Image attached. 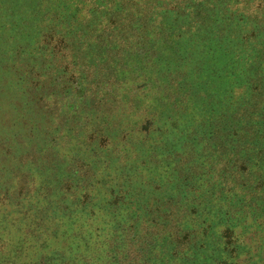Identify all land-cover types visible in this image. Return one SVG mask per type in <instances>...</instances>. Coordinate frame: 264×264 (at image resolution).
Instances as JSON below:
<instances>
[{
  "label": "rangeland",
  "instance_id": "rangeland-1",
  "mask_svg": "<svg viewBox=\"0 0 264 264\" xmlns=\"http://www.w3.org/2000/svg\"><path fill=\"white\" fill-rule=\"evenodd\" d=\"M87 1L94 5H83V0H62L56 5L54 0H0V264H37L42 256L64 253L69 255L68 264H118L117 259L125 255L124 245L108 234L103 223L112 224L113 216L102 219L107 214L102 182L119 176L137 183L134 196L143 185L149 193L151 181L144 169L160 156L135 145L144 136L137 131L149 134L152 127L162 129L153 152L161 149V155H166L174 144L176 149L170 151L181 153V158L185 153L193 155L192 141L201 142V147L206 139L202 134L220 120L217 113H210L211 105H216L217 75L208 77L207 88L190 92L187 81L171 71L157 80L137 79L139 55L130 50L115 59L117 68L109 66V71L120 74L116 89L96 98L91 90L102 76V62L108 59L102 42V15L107 10L96 0ZM60 15L67 21L61 23ZM62 40L70 43L64 57L56 53L62 48L55 42ZM126 62L130 67L123 73ZM71 75L76 77L74 84L67 81ZM220 80L229 82L223 74ZM231 84L228 89H236ZM219 93L222 100L216 103L223 105L227 98ZM257 132L264 147V124ZM258 150L259 146L250 145L243 160L255 157ZM228 157L222 159L229 162ZM201 161L209 162L212 171L218 167L217 154ZM166 162L162 160L163 170ZM197 199L207 209L192 222L201 223L206 215L212 219L214 213L217 221L215 200L203 195ZM128 207L133 213L128 225L141 228L148 225L156 205H138L130 197ZM220 227L222 231L224 223ZM152 237L141 250L144 263L174 264L167 244L160 246L159 239ZM256 239L261 242L264 235L257 233ZM213 243L218 251L201 249L195 264L226 258L223 244ZM246 248L227 263L264 264V253L254 256Z\"/></svg>",
  "mask_w": 264,
  "mask_h": 264
},
{
  "label": "trees",
  "instance_id": "trees-1",
  "mask_svg": "<svg viewBox=\"0 0 264 264\" xmlns=\"http://www.w3.org/2000/svg\"><path fill=\"white\" fill-rule=\"evenodd\" d=\"M54 1L55 5L62 2ZM96 1L107 10L104 11L107 15H102V42L108 55L102 62V76L96 79V87L91 90L96 98L116 89L120 74L117 75V70L109 71V66L117 68L116 60L127 50L139 55L135 65L137 79L157 80L171 71L187 81L189 92L207 88L209 83L206 81L210 76L217 75L218 81L213 85L216 105H211L210 113H217L220 120L217 126L209 125L213 131L209 129L202 134L206 139L201 147V142L192 141L193 155L185 153L186 157L178 158L181 153L170 151L176 149L174 144L169 145L168 154L161 155V149H157L156 154L152 145H157L156 134L162 129L152 127L149 134L143 129L137 131L144 136H139L135 145L144 152L150 148L151 154L160 156L144 169L145 178L151 181L148 194L143 185L137 189L139 195L134 196L132 188L137 183L121 180L119 176L103 180L102 205L107 214L102 215V219L113 216L112 224L107 220L103 223L108 234L120 238L119 242L124 245L122 254L125 255L123 259H117L118 264H145L140 257L141 250L152 236L156 241L159 239L160 246L167 244L174 264H195V258L200 260L198 251L201 249L218 251L213 248L215 240H218V246L223 244V252L227 250V253L225 259L213 264H228V258L242 256L246 247L254 256L264 253V240L258 242L256 239L257 233L264 235V147L257 135L258 126L264 124V0ZM82 3L94 5L87 0ZM58 19L61 23L67 21L62 15ZM65 26L70 32L68 25ZM113 39L117 40L116 44ZM55 43L62 48L56 53L64 57L63 52L70 43L63 40ZM79 62L77 64L81 66ZM124 64L123 73L127 66L130 67L128 62ZM222 74L229 81L227 84L220 80ZM75 80L76 77L71 75L67 81L74 84ZM228 83L229 86L233 83L231 86L236 89H228ZM219 91L227 98L223 105L216 103L217 99L222 100ZM167 117L162 115L160 118ZM217 129L225 134L221 136ZM159 137L164 138L163 135ZM220 137H227V140ZM252 144L259 146V150L255 157L245 161L243 152ZM214 154H217L218 167L212 171L209 162L205 163L201 158ZM227 154L229 162L222 159ZM164 159L167 162L163 170ZM109 183L112 184L110 187ZM198 195L215 200L217 221L214 213L212 219L206 215L201 223L192 222L207 209L198 203ZM130 197H135L138 205L150 202L156 205L155 212L147 219V226L128 225L133 215L128 207ZM132 232L135 235L130 239ZM64 254L42 256L37 264H68L69 255ZM202 260L200 264H209Z\"/></svg>",
  "mask_w": 264,
  "mask_h": 264
}]
</instances>
